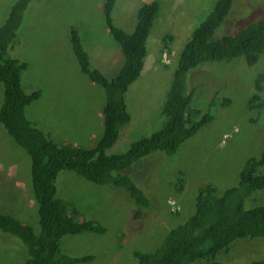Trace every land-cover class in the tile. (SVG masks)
I'll list each match as a JSON object with an SVG mask.
<instances>
[{
    "label": "rangeland",
    "instance_id": "374dc122",
    "mask_svg": "<svg viewBox=\"0 0 264 264\" xmlns=\"http://www.w3.org/2000/svg\"><path fill=\"white\" fill-rule=\"evenodd\" d=\"M151 0H117L115 24L127 32L135 29L137 10ZM160 4L147 40V56L141 75L129 86L128 111L132 120L109 154L161 129L167 118L164 103L180 52L194 28L217 0H156ZM218 34H234L252 20L264 16V0H236ZM15 0H0V26ZM104 0H32L18 30L10 54L28 63L22 84L41 96L27 107L29 118L59 143L90 147L104 130L105 89L81 70L70 41L71 26L78 28L93 67L113 78L124 64L122 48L105 21ZM173 34L171 51L162 52L165 36ZM264 72V51L249 65L244 56L207 61L187 73L191 108L213 115L178 149L154 152L130 170L143 187L151 205L138 218V204L124 187L92 182L72 170L58 174L57 195L73 203L82 217L99 220L105 233L83 231L66 234L60 252L70 256L92 254L94 259L76 264H141L135 251H153L173 227L196 211L201 186L213 184L218 193L239 184L240 172L250 157L264 150V106L252 107L256 76ZM0 81V107L4 96ZM262 93V92H261ZM264 98V95L262 96ZM224 98L230 103L222 104ZM31 157L16 143L0 121V211L11 213L41 233L38 205L33 196ZM264 171L261 166L259 171ZM183 177L184 188L176 184ZM254 194L264 202V189ZM250 198V197H249ZM257 199H253L257 201ZM180 207L173 214V203ZM248 201V199H247ZM247 206L248 203L246 202ZM179 210V209H177ZM28 246L11 232L0 230V264H26ZM257 257V258H255ZM264 259V238H240L230 251H220L217 261L248 263Z\"/></svg>",
    "mask_w": 264,
    "mask_h": 264
},
{
    "label": "trees",
    "instance_id": "16d2710c",
    "mask_svg": "<svg viewBox=\"0 0 264 264\" xmlns=\"http://www.w3.org/2000/svg\"><path fill=\"white\" fill-rule=\"evenodd\" d=\"M32 0H15L0 26V81L4 96L0 107V121L10 136L31 157L33 196L38 205L41 233L11 213L0 211V230L18 236L28 246L26 264H76L94 259V255L70 256L60 252V240L66 234L92 231L105 233L107 228L99 220L82 217L79 209L57 195V177L62 170H72L80 176L98 183L124 187L138 204L136 216L140 218L151 199L143 187L133 181L130 168L143 157L154 152L171 154L213 115L191 108L192 92L187 91V73L207 61L230 60L244 56L254 65L264 51V16L252 20L234 34H218V29L236 0H217L206 17L194 28L180 52L178 65L164 103L167 116L161 129L150 136L134 141L124 152H107L118 140L121 129L132 120L128 111L126 93L139 78L147 56V40L160 4L156 0L144 2L137 10L135 29L127 32L115 24L113 10L117 0H104L106 25L122 48L124 64L113 78L93 67L90 54L82 42L75 25L71 26L70 41L81 70L105 89L104 130L96 144L90 147L63 144L55 141L27 115V107L40 98L41 90L26 91L22 84V71L28 67L10 54L13 42ZM173 34L164 38L162 52L171 51ZM256 92L250 99L252 107L264 106V72L256 76ZM262 92V93H261ZM224 98L222 104L230 103ZM264 150L259 157L245 162L239 184L228 187L221 194L213 184L199 188L196 211L184 222L166 234L163 243L153 251H135L141 264H264V259L248 263L217 261L220 251H230L240 238H264V202L255 193L264 189ZM134 167V166H133ZM178 190H183L180 176ZM250 197V198H249ZM248 199V201H247ZM257 199V201H254ZM246 202L249 206H247ZM180 210L172 211L178 215ZM257 258V257H255Z\"/></svg>",
    "mask_w": 264,
    "mask_h": 264
},
{
    "label": "built area",
    "instance_id": "2783aa9c",
    "mask_svg": "<svg viewBox=\"0 0 264 264\" xmlns=\"http://www.w3.org/2000/svg\"><path fill=\"white\" fill-rule=\"evenodd\" d=\"M171 201H172V203H173V210H174V211H176L177 209L180 208V207H178V206L175 205V203H174L175 201H174V200H171Z\"/></svg>",
    "mask_w": 264,
    "mask_h": 264
},
{
    "label": "clouds",
    "instance_id": "9594fccd",
    "mask_svg": "<svg viewBox=\"0 0 264 264\" xmlns=\"http://www.w3.org/2000/svg\"><path fill=\"white\" fill-rule=\"evenodd\" d=\"M144 66H145V65H144ZM91 81H92V80H91ZM92 82L95 83L94 81H92ZM133 83H134V82H133ZM133 83H132V84H133ZM95 84L97 85V83H95ZM132 84H131V85H132ZM127 92H128V91H127ZM126 96H127V93H126ZM126 99H127V98H126ZM73 145H74V144H73ZM179 210H180V208H179Z\"/></svg>",
    "mask_w": 264,
    "mask_h": 264
}]
</instances>
